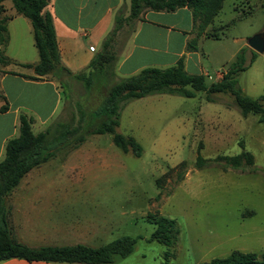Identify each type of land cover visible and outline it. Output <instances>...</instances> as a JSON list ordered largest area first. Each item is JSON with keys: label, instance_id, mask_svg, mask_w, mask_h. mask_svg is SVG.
<instances>
[{"label": "rangeland", "instance_id": "374dc122", "mask_svg": "<svg viewBox=\"0 0 264 264\" xmlns=\"http://www.w3.org/2000/svg\"><path fill=\"white\" fill-rule=\"evenodd\" d=\"M128 12L129 9L122 7L121 15ZM131 25L127 23L123 32L118 36L115 34L112 40L116 36L121 43L128 36ZM206 31L218 33L219 39L207 38L202 43L201 47L209 52L206 67L209 74L205 76V81L211 83L218 80L237 51L245 47L247 67L237 74L238 86L244 94L253 98L262 94L264 51L258 53L253 50L248 46L247 39L255 33H264V0H224ZM115 51L111 48L112 53L115 54ZM252 51L256 55L250 61ZM120 74L116 77L114 62L111 61L99 76L93 77L89 88H85L82 80L72 76L61 73L56 77L63 106L51 122H64L70 131L66 134L67 141L56 145L57 157L51 160L52 167L48 170L60 173L53 177L56 183L76 184L70 192L61 193L67 200L76 203L67 215L69 221L87 224L91 220L106 229L102 228L104 232L97 239L84 244L98 246L121 235L139 237L132 255L116 263L161 264L165 260V246L147 239L154 225L146 215L158 211L175 219L180 228L175 256L169 258L166 264H200L213 257L225 256L228 249L237 244L264 247V232L236 236L248 223L251 227L264 228V123L258 122L257 114L241 117L229 92L213 94L216 99L213 102L205 101L203 91H197L193 97L152 94L128 100L120 109L116 131L133 135L141 144L143 151L137 157L130 151L124 153L119 150L112 143L109 133L86 135L82 126L86 116L87 126L97 123L98 119L91 111L101 102L108 88L124 78ZM262 103L264 105V101ZM233 112L240 118H234L232 125L221 126L223 116H228L226 121L231 122ZM213 115L216 121L211 124L218 127V131L208 124L200 128L199 116L202 120H213ZM33 130H38L36 124ZM79 134L85 136L81 146L97 156L91 157V164L93 162L97 167L72 171V177L69 174L61 176V172L67 170L61 161L80 146L77 143ZM240 142L252 153L254 165L263 171L224 172L218 168L196 170L193 167L199 144L200 154L210 158L218 153L240 152ZM181 161L186 162L184 179L177 184L173 173L164 182L157 200L160 189L155 180L168 167ZM36 175L33 170L19 183L36 182ZM37 182L42 183L40 180ZM169 191L171 193L166 195ZM245 209H252L253 214L249 215ZM9 212L12 232L17 236L10 206ZM241 213L245 222L240 221Z\"/></svg>", "mask_w": 264, "mask_h": 264}, {"label": "trees", "instance_id": "16d2710c", "mask_svg": "<svg viewBox=\"0 0 264 264\" xmlns=\"http://www.w3.org/2000/svg\"><path fill=\"white\" fill-rule=\"evenodd\" d=\"M4 1L6 0H0V63L8 62L2 53V47L7 43L8 37L6 22L14 14H19L30 21L33 43L38 54L36 63L24 64V66L32 67L34 71V75L27 77L31 79H39L48 75L58 77L62 73L82 80L85 88H89L93 77L99 76L106 64L111 61L115 63L116 56L111 52L113 36L124 22L133 25L143 9L172 11L185 6L192 13L197 37L203 34L206 38L219 39L218 33L208 32L206 28L219 13L224 0H129L128 14L123 16L120 12L116 13L114 26L103 39L100 50L91 58L88 70L77 74H73L65 67L60 59L52 16L46 10L48 0H8L14 9L12 14L5 13ZM188 48H196V40L188 43ZM244 52L245 47L240 48L227 69L221 72L220 78L211 83L205 81L203 74L186 72L182 59L165 68L147 66L136 74L117 80L108 88L98 106L91 111V114L97 117V123L87 126L88 116L83 118L82 126L85 127V134L109 133L112 143L117 148L124 153L130 151L138 157L143 151L141 144L132 135H123L116 131L120 109L124 102L152 94L193 97L197 91L204 92V99L207 102L216 101L213 96L215 93L229 92L243 117L248 114H257L258 122L264 123L262 103L264 92L253 98L244 94L237 83V74L247 67ZM255 55L256 52L252 51L250 61L255 58ZM0 96L4 100L0 107L3 111L7 108V102L4 96ZM31 120L24 114L20 115L19 133L6 142L4 157L0 160V261L22 258L28 261L42 260L65 264H115L130 255L139 237L121 235L98 246L74 243L36 247L29 246L15 238L9 219V207L5 202L6 196L19 184L26 173L55 155L56 145L65 143L66 134L70 131L64 122L53 121L44 130L34 133L31 129ZM56 136L59 138L55 140ZM77 139L78 145L82 144L85 136L79 134ZM239 146L241 151L236 154H217L214 157L204 158L200 154L201 144H199L193 167L196 170L218 168L224 172L263 171L254 165L252 153L244 148L242 142ZM173 173H175V181L178 184L185 177L186 162L181 161L169 167L155 180L156 186L160 189L156 196L157 200L161 196L164 182ZM170 193L171 191L166 195ZM146 218L154 224V230L147 239L165 246L163 253L165 260L161 264H166L169 258L175 256V245L180 236L179 225L175 219L161 215L158 211L148 212ZM201 264H264V251L243 252L234 249L224 257H213Z\"/></svg>", "mask_w": 264, "mask_h": 264}, {"label": "crops", "instance_id": "0c3cea01", "mask_svg": "<svg viewBox=\"0 0 264 264\" xmlns=\"http://www.w3.org/2000/svg\"><path fill=\"white\" fill-rule=\"evenodd\" d=\"M3 6L6 14L14 12L10 1H4ZM122 7L128 10L129 0H48L46 10L52 16L60 59L73 74L88 70L91 58L100 50L103 39L114 26V16L118 12L121 13ZM126 25L124 22L116 36L123 32ZM6 29L7 43L2 47V53L8 62L0 63V95L4 96L7 108L0 110V160L4 157L6 142L19 133L21 114L32 119L31 129L37 133L50 124L63 106L56 77H27L34 75V71L32 67L24 64H34L38 61L30 21L22 15L14 14L7 20ZM194 29L192 13L185 6L172 11L143 9L128 36L121 43L117 41L116 36L111 41V48L116 49V77L119 72L121 77H128L147 66L165 68L176 64L179 59H182L186 72L207 76L209 52L201 47L207 38L202 34L197 37ZM193 40H196V48H188V43ZM3 103L4 100L0 96V107ZM214 116L213 120H202L199 116L200 128L208 124L218 131V127L211 124L216 121ZM232 116L231 122L226 121L228 116H223V121L220 120L221 126L232 125L234 118H240L234 112ZM35 124L38 129L36 132L33 130ZM56 157L55 154L26 173L29 176L34 170L37 173L36 182L19 183L5 199L6 205L12 209V222L17 226L18 234L15 238L29 246L85 243L97 239L104 232L103 229L106 231L101 224L91 220L87 221V224L69 221L67 215L76 203L67 200L61 193L70 192L76 184L55 182L54 175L58 176L60 173L54 174L55 171L50 172L48 168L52 167L51 160ZM91 157L93 159L97 156H93L90 150L80 144L70 152L66 160L61 161L67 169L61 172V176L69 174L72 177L74 171L97 167L93 162L91 164ZM39 180L42 183L37 182ZM245 211L249 215L253 214L252 209ZM243 215L240 214L241 222L246 220ZM249 225L248 223L242 226L236 236L260 235V232H264V228ZM234 249L243 252L264 251V247L244 243L229 248L225 256ZM0 264L65 263L10 258L0 261Z\"/></svg>", "mask_w": 264, "mask_h": 264}, {"label": "water", "instance_id": "95a60500", "mask_svg": "<svg viewBox=\"0 0 264 264\" xmlns=\"http://www.w3.org/2000/svg\"><path fill=\"white\" fill-rule=\"evenodd\" d=\"M247 44L258 53L264 51V33L258 32L247 39Z\"/></svg>", "mask_w": 264, "mask_h": 264}]
</instances>
